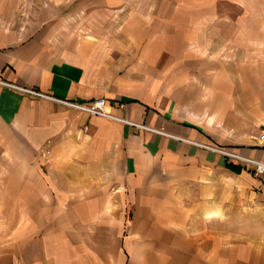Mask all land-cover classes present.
Listing matches in <instances>:
<instances>
[{
	"label": "crops",
	"instance_id": "1",
	"mask_svg": "<svg viewBox=\"0 0 264 264\" xmlns=\"http://www.w3.org/2000/svg\"><path fill=\"white\" fill-rule=\"evenodd\" d=\"M132 1L0 0V80L158 130L0 84V264H264V174L205 147L264 159V60L221 0Z\"/></svg>",
	"mask_w": 264,
	"mask_h": 264
},
{
	"label": "rangeland",
	"instance_id": "2",
	"mask_svg": "<svg viewBox=\"0 0 264 264\" xmlns=\"http://www.w3.org/2000/svg\"><path fill=\"white\" fill-rule=\"evenodd\" d=\"M130 3L133 1L127 0L126 4ZM216 6L221 14L236 18L238 27L235 43L221 41L220 47L214 50L227 61L236 57L238 70L246 63L253 71L261 72L264 69L260 64V59L264 60V0H221ZM257 80L260 85L259 75ZM262 123L261 120L258 125L264 126Z\"/></svg>",
	"mask_w": 264,
	"mask_h": 264
},
{
	"label": "built area",
	"instance_id": "3",
	"mask_svg": "<svg viewBox=\"0 0 264 264\" xmlns=\"http://www.w3.org/2000/svg\"><path fill=\"white\" fill-rule=\"evenodd\" d=\"M0 84L9 86L13 89H16L18 91H22V92H25V93H28V94H31L34 96L44 97V98H48V99L57 101L59 103L71 106V107L76 108V109L81 110V111H84L90 115H97V116L106 117L109 119L119 120L121 122L127 123L130 126L140 128V129L158 131V130L152 129V128L144 125V124L136 123L134 121H129V120L117 117L116 115H113L109 111L108 107L106 106L104 99H94L91 102H70V101L57 99L55 97L45 95V94H43V93H41L35 89L13 85V84L4 82L2 80H0ZM159 132H161V131H159ZM256 140L260 144L264 143V127L262 128L260 133L257 135ZM205 147L210 148L211 150L216 151L218 153H221V154L227 156L228 158L234 159L240 163L251 165L253 167V171L256 175L264 174V159L248 157V156L242 155L238 152H234V151H230V150H226V149H222V148H218V147H213V146H209V145H205Z\"/></svg>",
	"mask_w": 264,
	"mask_h": 264
}]
</instances>
